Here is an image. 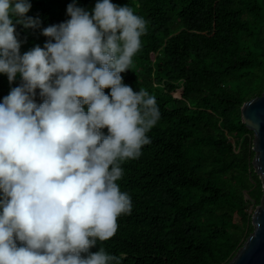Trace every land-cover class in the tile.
Here are the masks:
<instances>
[{
    "label": "trees",
    "instance_id": "1",
    "mask_svg": "<svg viewBox=\"0 0 264 264\" xmlns=\"http://www.w3.org/2000/svg\"><path fill=\"white\" fill-rule=\"evenodd\" d=\"M72 2L31 0L27 15L39 16L41 28L58 24ZM112 2L147 21L121 76L134 91L155 95L160 119L141 156L122 164L119 183L131 195V212L91 251L103 244L123 252L122 264H226L253 230L262 195L241 106L264 89V0ZM76 3L91 10L96 0ZM16 31L21 54L48 39L39 28ZM20 82L0 74V100Z\"/></svg>",
    "mask_w": 264,
    "mask_h": 264
},
{
    "label": "clouds",
    "instance_id": "2",
    "mask_svg": "<svg viewBox=\"0 0 264 264\" xmlns=\"http://www.w3.org/2000/svg\"><path fill=\"white\" fill-rule=\"evenodd\" d=\"M31 7L0 0V74L21 81L0 100V264H122L123 252L91 249L131 212L122 164L160 119L155 95L121 76L147 21L128 4L73 0L67 20L41 28ZM16 25L48 39L21 54Z\"/></svg>",
    "mask_w": 264,
    "mask_h": 264
},
{
    "label": "water",
    "instance_id": "3",
    "mask_svg": "<svg viewBox=\"0 0 264 264\" xmlns=\"http://www.w3.org/2000/svg\"><path fill=\"white\" fill-rule=\"evenodd\" d=\"M241 118L253 131L252 165L261 179L262 195L252 212L253 230L226 264H264V89L242 104Z\"/></svg>",
    "mask_w": 264,
    "mask_h": 264
},
{
    "label": "rangeland",
    "instance_id": "4",
    "mask_svg": "<svg viewBox=\"0 0 264 264\" xmlns=\"http://www.w3.org/2000/svg\"><path fill=\"white\" fill-rule=\"evenodd\" d=\"M248 197V196H247Z\"/></svg>",
    "mask_w": 264,
    "mask_h": 264
}]
</instances>
